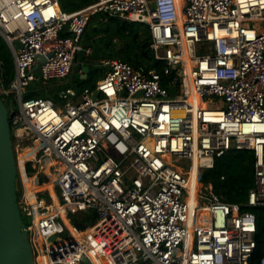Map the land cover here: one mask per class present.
<instances>
[{
    "label": "built area",
    "instance_id": "1",
    "mask_svg": "<svg viewBox=\"0 0 264 264\" xmlns=\"http://www.w3.org/2000/svg\"><path fill=\"white\" fill-rule=\"evenodd\" d=\"M94 17L148 25L163 70L103 59L95 88L74 84L62 102L30 97L37 81L67 80L78 53H91L82 42ZM0 35L14 54L0 95L15 103L16 155L40 144L25 172L32 163L38 174L50 154L63 168L38 176L55 182L58 204L50 190L19 201L35 264H251L257 216L203 187L201 172L252 150L249 206L264 207V0H98L73 13L59 0H0ZM192 94L219 105L197 108ZM69 215L93 223L81 230L88 223Z\"/></svg>",
    "mask_w": 264,
    "mask_h": 264
},
{
    "label": "trees",
    "instance_id": "2",
    "mask_svg": "<svg viewBox=\"0 0 264 264\" xmlns=\"http://www.w3.org/2000/svg\"><path fill=\"white\" fill-rule=\"evenodd\" d=\"M59 2L63 11L73 12L92 5L98 0H73L71 6L67 5L66 0H59ZM87 29L83 36V43L85 47L93 49V54L87 57L86 64L90 69H92L90 65H95L91 70V80H94L95 76H102L106 72V69L99 64V60L102 59L118 58L135 67L143 66L163 70L164 62L156 60L154 52L150 48L152 36L148 25L120 18H110L106 22H99L97 17H94ZM116 37H129L130 40L123 48L117 49L114 42ZM4 45L6 46L4 39L2 40L0 37L1 78L3 83L9 84L12 76L13 58L8 55V50ZM85 86L95 88L96 84H86ZM34 93H30V97L36 96ZM3 99L8 105L7 99L5 97ZM13 141L16 144V138L13 137ZM32 145L31 140H25L22 143L23 148ZM35 167L36 165L34 166L32 163L28 165L29 176L33 177L35 175ZM255 170L256 157L252 150H233L216 158L212 169L203 170L201 172V182L205 185L211 184L223 201L239 204L244 211L255 213L258 227L255 236L257 246L251 264H260L264 254V207L249 206L250 192L256 187ZM51 192L54 193L53 190ZM21 198L22 191L19 189L18 200L20 201ZM23 221L25 225L28 223L25 217H23Z\"/></svg>",
    "mask_w": 264,
    "mask_h": 264
},
{
    "label": "water",
    "instance_id": "3",
    "mask_svg": "<svg viewBox=\"0 0 264 264\" xmlns=\"http://www.w3.org/2000/svg\"><path fill=\"white\" fill-rule=\"evenodd\" d=\"M45 58L41 57L36 70ZM82 78L87 77L88 67ZM79 79V75L75 76ZM85 82L79 81L76 86L83 89ZM99 91L95 89L93 99H97ZM19 164L14 148L12 129L10 124V111L3 97L0 95V264H35L32 245L28 233L24 230L25 223L19 207L18 200ZM39 184L43 181L39 180ZM93 223H78L81 230H85ZM55 240V237L52 238ZM87 262V258H84Z\"/></svg>",
    "mask_w": 264,
    "mask_h": 264
},
{
    "label": "crops",
    "instance_id": "4",
    "mask_svg": "<svg viewBox=\"0 0 264 264\" xmlns=\"http://www.w3.org/2000/svg\"><path fill=\"white\" fill-rule=\"evenodd\" d=\"M79 10H81V9H79ZM79 10H76V11H73V12H77ZM73 12L71 11V12H67V13H73ZM16 45L19 46L18 43ZM82 45H83V47L85 49L90 48L91 49V53L90 54H86L85 52H79L78 53V55L76 57L77 60L75 61V66H74L73 72L70 75V77L67 80L63 81V82L52 81V82H49L47 84H44L42 81H37L35 83V86H34L35 89H33V90L37 91V92L34 93L36 96L52 97V98L56 99L57 98L56 96L58 95V97L60 98V93L63 90H65L66 88H68V87H70V86H72L74 84H77L81 80L85 82L89 76L91 77V75H92L91 70L93 69V67H95V65L94 66L90 65V67H92V69H90L89 66L86 64V62H87V57L93 54V49L91 47H85L83 42H82ZM79 54H82V55L79 56ZM12 58H13V67H12L11 80L15 76L14 56ZM100 61L101 60H99V64H100ZM96 65H97V63H96ZM85 66L89 68V72L86 74L87 77L84 79V78H82V76L86 73V72L83 71V68ZM76 75H79V79H77L75 77ZM104 75H105V73L102 76H98L97 82L99 80H101L104 77ZM94 81H95V79H94ZM64 82H67L66 85L64 84ZM97 82H96V85H97ZM84 87H87V86H85V84H84ZM55 88H57V91H56L57 95H55ZM89 88H91V87H89ZM22 176H23V174L21 175V179L19 178V184H20L19 186H20L21 191H22V198H26V199L29 198L32 202H35V194H36V192H43L42 189H44V191H48L49 190L48 188H43L44 186H48L49 182H43L42 184H39L38 181L41 180V179L37 178V180L34 181L35 185L31 186L30 178H32V177L29 176V173L27 171L24 172V176H25L24 178H26L25 179V184L23 182V177ZM26 182H29V186H28V184ZM53 188H54V186H53ZM53 191H54V189H53ZM50 192H51V190H50ZM51 194L53 195L54 198H57L55 192L54 193L51 192Z\"/></svg>",
    "mask_w": 264,
    "mask_h": 264
},
{
    "label": "rangeland",
    "instance_id": "5",
    "mask_svg": "<svg viewBox=\"0 0 264 264\" xmlns=\"http://www.w3.org/2000/svg\"><path fill=\"white\" fill-rule=\"evenodd\" d=\"M72 1L73 0H66V3H67V5H69V6H71L72 5ZM88 30V29H87ZM86 30V31H87ZM0 37L2 38V36L0 35ZM2 40H3V38H2ZM129 37H116L115 39H114V42H115V45H116V47L115 48H123L124 46H125V44L127 43V42H129ZM4 42H5V40H4ZM5 44H6V46H5V48H7V50H8V55L9 56H11V57H13V52H12V50L10 49V47L7 45V43L5 42ZM18 46V45H17ZM115 50V49H114ZM82 54H79V56H81ZM10 73V72H9ZM10 75V74H9ZM96 78H94L95 79V81L94 80H91L90 79V76L87 78V82H86V84L87 85H91V84H96V82H97V79H98V76H95ZM3 79L1 78V71H0V83H1V81H2ZM66 83L67 82H64V84L66 85ZM5 84V83H4ZM63 84V85H64ZM85 84V85H86ZM8 84H6V86H7ZM35 86V85H34ZM56 91H57V88H55V95H57L56 94ZM12 97V96H11ZM57 98V100L59 101V102H62V99H60L59 97H58V95L56 96ZM7 103H8V108H9V111H12V109L13 108H15V103H13L12 101H11V98H7ZM25 152V151H24ZM24 152H18L17 153V159H18V164H19V171H20V174L22 175L23 174V182H24V184H25V179L26 178H24L25 176H24V172H25V163L27 162L26 160L22 163V170H21V167H20V163H19V161H20V158L21 157H23V155H24ZM38 166V165H37ZM41 167H40V170H39V173L37 174V173H35V175L32 177L33 179H34V181H35V179L37 180V178H38V176H46L47 178H50L51 177V175L52 174H54V172H53V168L51 169V167L49 168V167H47L48 165H47V160L45 159V160H43V162H42V164L40 165ZM39 167V166H38ZM32 178H30V180H33ZM20 179H21V176H20ZM129 179H131V178H128V180ZM21 183V182H20ZM27 184H28V186H29V182H26ZM31 183V182H30ZM54 184H55V182L54 181H52V182H49V184L48 185H53L54 186ZM203 184V187H205V186H207V185H205L204 183H202ZM20 184H19V182H18V188H17V190L19 191V189H20V191H21V188H20V186H19ZM42 187V186H41ZM45 187V186H44ZM42 191L44 192V189H42ZM56 194L60 197L61 196V194H60V191L58 190V188H56ZM42 196H44L45 198H47V203H49V200H48V197L47 196H45V195H43V194H38V197L39 198H41ZM84 215H86V216H88L89 215V213H85ZM68 219H69V221L71 222V223H73V224H75V223H77L78 221H84V222H87V223H89V217L88 218H84L82 215H69L68 216ZM103 260V264H106V262L104 261V259H102Z\"/></svg>",
    "mask_w": 264,
    "mask_h": 264
},
{
    "label": "bare ground",
    "instance_id": "6",
    "mask_svg": "<svg viewBox=\"0 0 264 264\" xmlns=\"http://www.w3.org/2000/svg\"><path fill=\"white\" fill-rule=\"evenodd\" d=\"M178 3H179V6H180L181 3H182V0H178ZM188 61H189V59H188ZM189 100L191 102H193L196 105L197 108L217 107L219 105V104L212 103V102H202L200 100V98L198 96H196L195 94H192L191 97L189 98ZM39 148H41V145L40 144L37 145L35 148H29V149H27L24 152L23 157L20 158V161H19L20 167L22 166V163L27 158L34 157V155L37 153V151L39 150ZM45 159L47 160V165H48L47 167H49V168L51 167V169L53 168L54 174L56 173V171L63 169L62 166H61L60 161L57 158H55L54 155L50 154V155H47V156H43L42 157V160H41V164H42L43 160H45ZM21 170H22V167H21ZM54 174H52L51 177L52 176L54 177ZM197 174H198V171L195 168V170L190 175V179H191V182H192L191 185L192 186H197L198 185V182H197ZM30 182H31V186L35 185L34 184V179L31 180ZM43 188H48L49 190H53V185H48V186H45ZM54 199L56 201V204H58L57 198H54ZM191 202L194 203V200L192 199ZM33 203H35V202H33Z\"/></svg>",
    "mask_w": 264,
    "mask_h": 264
}]
</instances>
